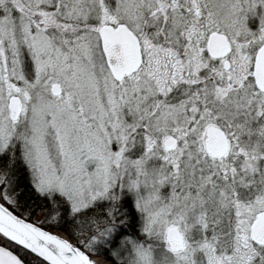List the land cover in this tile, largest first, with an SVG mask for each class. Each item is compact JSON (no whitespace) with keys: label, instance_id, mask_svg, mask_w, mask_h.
<instances>
[{"label":"snow or ice","instance_id":"obj_1","mask_svg":"<svg viewBox=\"0 0 264 264\" xmlns=\"http://www.w3.org/2000/svg\"><path fill=\"white\" fill-rule=\"evenodd\" d=\"M0 264H264V0H0Z\"/></svg>","mask_w":264,"mask_h":264}]
</instances>
